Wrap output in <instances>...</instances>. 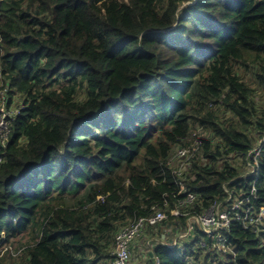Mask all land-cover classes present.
<instances>
[{
  "label": "trees",
  "instance_id": "obj_1",
  "mask_svg": "<svg viewBox=\"0 0 264 264\" xmlns=\"http://www.w3.org/2000/svg\"><path fill=\"white\" fill-rule=\"evenodd\" d=\"M1 86L22 108L0 142V264H110L121 228L174 203L169 157L198 126L188 187L204 206L250 190L227 158L264 138V0H0ZM259 162L264 206V143ZM199 239L157 244L158 264H264V231L234 226L236 257Z\"/></svg>",
  "mask_w": 264,
  "mask_h": 264
},
{
  "label": "built area",
  "instance_id": "obj_2",
  "mask_svg": "<svg viewBox=\"0 0 264 264\" xmlns=\"http://www.w3.org/2000/svg\"><path fill=\"white\" fill-rule=\"evenodd\" d=\"M6 91L5 87L0 88V142L4 147L11 134V123L20 111L18 107L9 106ZM202 129L203 127L199 126L191 131L187 141L177 147L171 159L179 187L178 191L173 193L174 203L165 199L163 207L153 205L149 215L139 216L123 227L115 236L116 248L110 264H135L132 260V242L145 233L148 227L157 226L170 215L174 216L175 220L185 218L186 227L181 230L177 240L170 244L171 247L179 245L182 249L185 248L184 240L196 231H200L202 234L199 236L198 245L201 248L207 252L232 254L236 257L235 246L230 239L234 226L241 224L245 228H251L254 232L264 231V207L259 208L252 201L257 197L256 182L248 192L236 188L231 189L228 186L237 178L224 182L222 188L226 196L222 199H215L209 206H204L198 194L188 188L184 177L190 170L192 159L204 148ZM263 143L264 139L260 145L252 148L246 155L240 156L236 153L230 155L229 160L234 166L239 163L243 167V173H240L238 178L251 174L255 179L258 177L259 154ZM2 145L0 144V164L4 161V155L1 153ZM175 226L180 229L179 224Z\"/></svg>",
  "mask_w": 264,
  "mask_h": 264
},
{
  "label": "crops",
  "instance_id": "obj_3",
  "mask_svg": "<svg viewBox=\"0 0 264 264\" xmlns=\"http://www.w3.org/2000/svg\"><path fill=\"white\" fill-rule=\"evenodd\" d=\"M180 231L181 229L176 228L173 224L167 227L148 229L131 245L133 262L135 264H156L154 255L156 245L164 241L177 240Z\"/></svg>",
  "mask_w": 264,
  "mask_h": 264
},
{
  "label": "clouds",
  "instance_id": "obj_4",
  "mask_svg": "<svg viewBox=\"0 0 264 264\" xmlns=\"http://www.w3.org/2000/svg\"><path fill=\"white\" fill-rule=\"evenodd\" d=\"M3 87H5V86H1L0 88H3ZM5 88L7 89V91H6V95H7V97H8V104H9V106H10V107H14V106H15V107H18V109L20 110L22 107L19 106V104H20L19 101H17V102H13V103H11V104L9 103V96H8V94H9L10 89H9L8 87H5ZM11 127H12V126H11ZM198 127H199V126H198ZM198 127H197V128H198ZM202 127H203V126H202ZM197 128H195V129H197ZM195 129H193V130H195ZM193 130H192V131H193ZM190 133H191V132H190ZM190 133H189V135H190ZM189 135L187 136V138H186V140L184 141V143L187 141ZM10 136H11V134L9 135V138H10ZM9 138H8V139H9ZM263 139H264V138H263ZM7 141H8V140H7ZM184 143L179 144V145H176V146L172 149L171 154H170V157H169V162H168L169 167H170V173H171V175L174 177V182H175L176 185H177V183H176V179H177L178 177H177V175H176V174L174 173V171H173V170H174V165L172 164L171 159H172V157L174 156L177 147L183 145ZM6 144H7V142H6ZM249 151H250V150H249ZM249 151H248V152H249ZM232 154H234V153H232ZM232 154H230V155H232ZM4 159H5V157H4ZM193 159H194V158H193ZM193 159H192V161H193ZM229 159H230V156H228L227 160H229ZM190 161H191V160H190ZM229 161H230V160H229ZM230 163H231V162H230ZM193 166H194V163L192 162V163H191V167H190L189 172L186 173V177H184V180L186 181V183H187V179H188V177L192 174V171H191V170H192ZM241 173H243V170H242ZM259 174H260V172H259ZM239 175H240V174H239ZM239 175H238V176H239ZM251 176H253V175L251 174ZM243 177H246V175L243 176ZM243 177H242V178H243ZM258 177H259V175H258ZM258 177L255 179L254 176H253V181H252V184H251L250 187H252V185H253L254 182H257ZM234 179H235V178H234ZM239 179H241V178H239ZM154 182H155V181H154ZM187 186H188V185H187ZM255 186H256V184H255ZM177 187H178V185H177ZM178 188H179V187H178ZM188 188H189V187H188ZM190 189H191V188H190ZM256 190H257V188H256ZM177 191H178V190H177ZM192 191H193V190H192ZM198 197H199V195H198ZM199 199H200V197H199ZM201 201H202V200H201ZM258 207L260 208V207H262V206H258ZM263 207H264V206H263ZM168 213L170 214V212H168ZM171 217L174 218V219H172L171 222H168V221H170L169 219H170ZM184 219H185V218H184ZM165 222H166V224H165ZM174 222H176V223H174ZM168 223H170V224H168ZM129 224H130V223H129ZM171 224H173L174 226L177 225V224H179L181 230H184V228L186 227V221H185V223H184L183 225H181L180 222H178V219L175 220V217L170 215V216L168 217V219L164 220L163 222H161V223L158 224L157 226H153V227H151V228H155V229H156V228H160V227H162V226H163V227H165V226L167 227L168 225H171ZM127 225H128V224H127ZM127 225H125V226H127ZM125 226H124V227H125ZM151 228L148 227V228L146 229V231H147L148 229H151ZM121 229H122V228H121ZM121 229H120V230H121ZM233 229H234V227H233ZM120 230H119V231H120ZM119 231H118V232H119ZM146 231H145V232H146ZM118 232H117V233H118ZM180 232H181V231H180ZM253 232H254V231H253ZM259 232H261V231H259ZM117 233H116V234H117ZM116 234H115V236H116ZM200 234H202L200 231H196V232L193 234V236L196 238V237L200 236ZM232 234H233V233H232ZM115 236H114V240H115ZM191 236H192V235H191ZM191 236L187 237L186 239H189ZM138 238H139V237H138ZM195 238H194V239H195ZM186 239L184 240V241H185V245H186V244H189V243L191 242V241H190V242H187ZM133 242H134V241H133ZM133 242H132V243H133ZM173 242H174V241H173ZM173 242H170V241H164V242H160V243H161V244H165V245L171 247L170 244H172ZM181 242H182V241L180 240V243H181ZM158 244H159V243H158ZM176 246H177V245H176ZM234 246H235V245H234ZM173 247H175V246H173ZM115 248H116V244H115V241H114V249H113V251H112V253H111V260H110V263H111V261H112V254H113V252L115 251ZM181 248H182V247H181ZM185 248H186V247H185ZM185 248H184V249H185ZM184 249H183V250H184ZM202 249H203V248H202ZM205 251H206V250H205ZM131 252H132V250H131ZM206 252H207V251H206ZM210 253H211V252H210ZM154 255H155V260H156L155 262H156V264H158V257L156 258L157 255L155 254V252H154ZM221 255H224V254H221Z\"/></svg>",
  "mask_w": 264,
  "mask_h": 264
},
{
  "label": "rangeland",
  "instance_id": "obj_5",
  "mask_svg": "<svg viewBox=\"0 0 264 264\" xmlns=\"http://www.w3.org/2000/svg\"><path fill=\"white\" fill-rule=\"evenodd\" d=\"M251 66H253L252 67V70H247V68L246 67H242L240 70H239V73L242 75V77H243V79L244 80H246V81H248L249 83H251V85H255L254 84V71H257L258 70V68L256 67V66H254L252 63L250 64ZM227 116H228V118L230 117V114H227ZM84 192H80L79 193V195L78 196H81L82 194H83ZM77 196V197H78ZM77 197H75V198H77ZM195 237L192 235L189 239H186V241L187 242H190V241H192L193 239H194ZM19 242H22V243H24V241L23 240H15V241H13L10 245H9V247H12L14 250L15 249H17V248H22V247H20V244H19ZM154 243H156V242H154ZM0 250L2 251L3 249L0 247ZM15 252H17V250H15ZM18 255V254H17ZM17 255H15V257H12L11 259H9L8 261H9V264H17Z\"/></svg>",
  "mask_w": 264,
  "mask_h": 264
}]
</instances>
